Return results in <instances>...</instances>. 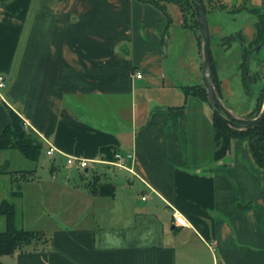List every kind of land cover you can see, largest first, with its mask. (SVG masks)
Segmentation results:
<instances>
[{"label":"crops","instance_id":"crops-1","mask_svg":"<svg viewBox=\"0 0 264 264\" xmlns=\"http://www.w3.org/2000/svg\"><path fill=\"white\" fill-rule=\"evenodd\" d=\"M231 1V12L264 15V0ZM199 47L183 17L173 27L152 2L0 0V134L13 111L46 153L56 149L49 174L41 156L27 168L0 150V203L24 185L27 222L39 224L42 207L60 218L33 230L46 243L0 264H264V169L247 139L217 129L209 103L186 92L200 69L204 83ZM112 153L132 155L127 168L109 164ZM70 156L93 161L88 183H71ZM97 176L113 195L90 192Z\"/></svg>","mask_w":264,"mask_h":264},{"label":"rangeland","instance_id":"rangeland-1","mask_svg":"<svg viewBox=\"0 0 264 264\" xmlns=\"http://www.w3.org/2000/svg\"><path fill=\"white\" fill-rule=\"evenodd\" d=\"M159 1L169 12V19H172V26L179 27V21L183 17V13L179 6L173 1ZM202 2L208 10L207 16L209 24L212 26L211 52L216 78L219 81L218 83L220 92L218 93L222 99V102L238 116L255 118L261 112L264 104V44L260 48L255 47L259 44L256 26L259 18L254 16L255 13H247L245 11L231 12V8L235 6L234 2L231 0H221L216 4H214V2L211 3L210 0H202ZM246 5L247 3H243L235 8L238 10L244 9L246 8ZM188 19V25L190 27H186L185 24L184 26L196 37L199 51L200 33L198 22L195 23V19L197 21L196 13L195 19L192 17L191 13H189ZM214 25H217L219 28ZM171 33H173V30H171ZM189 37L190 41H184V50L185 54L190 55L193 52V48L195 47V41H192L193 39L191 36ZM253 47H255L254 51L249 57V49H252ZM257 48L258 50H256ZM170 52L171 50H169V53ZM247 57H249L251 61L250 67L247 66L246 63ZM167 59V61L171 63L172 53L169 54ZM247 71H249L248 77L246 76ZM200 73L201 69L199 71L198 78L199 84L194 83L193 85H189L186 88H191L194 90L204 86L202 73ZM219 77L227 78L228 81L222 83ZM17 154L20 158L19 160L24 162V166L26 165L27 168L35 165V163L25 159L18 152ZM16 165V167H19L21 164L17 163ZM49 166L50 158L46 151L43 150L41 158L38 162V169L40 171L44 170L46 174H49ZM72 172L73 179L71 180V183L78 182V184H85V182H89L88 178H84V171L79 172L78 170H73ZM17 177L20 178V174H18ZM17 186L18 185L15 184L13 189L16 192L23 190L24 188V185H21V189H19ZM28 188L33 190L30 191L28 189V196L31 195V197H36V188H34L33 185H29ZM7 199L17 206V226L19 228L33 231L36 229L35 227H38L37 225L43 223L45 219H60L58 217L59 211L53 212L47 207H42L43 211L41 213L44 214L43 216H45V218L43 220H39V224L36 223L37 219L35 217H30L32 222H27V215L22 211V201L20 198L8 195ZM1 222L3 223V226H0V231L5 229L4 221ZM60 223H62V221Z\"/></svg>","mask_w":264,"mask_h":264},{"label":"trees","instance_id":"trees-1","mask_svg":"<svg viewBox=\"0 0 264 264\" xmlns=\"http://www.w3.org/2000/svg\"><path fill=\"white\" fill-rule=\"evenodd\" d=\"M157 4L159 7H163L159 0H142ZM175 2L183 13L184 24L188 25V15L191 13L195 19V7L190 0H168ZM203 3V2H202ZM206 11L207 8L204 5ZM259 21L257 23V38L258 45L264 43V15L258 13ZM195 19V23H196ZM248 58V57H247ZM213 73L216 89L219 91V81L216 78L214 62ZM188 94H193L203 101L208 103L207 92L204 86L192 90L191 88L185 89ZM258 116V115H257ZM12 121L7 125L0 134V150L12 149L20 152L23 157L32 162H37L42 154L43 146L40 139L34 132H29L25 128L24 121L13 111L11 112ZM214 126L234 139H247L249 141L250 149L256 164L264 169V121L254 129L246 131H238L231 128L228 124L213 115ZM109 151L108 148H105ZM104 149V150H105ZM110 152V151H109ZM115 154H109L108 160L113 161ZM4 173L3 169H0V175ZM85 174V172H84ZM97 178H94L93 182H90L89 190L94 195H113L114 187L110 183H100ZM16 179V178H15ZM19 179V178H17ZM26 181L29 179L26 178ZM20 192H14L13 196L18 197ZM0 221H4L5 229L0 231V257L5 255H12L18 251H25L32 247L36 250L38 246L42 245L44 236L39 232H34L19 228L17 226V207L10 201H4L0 203Z\"/></svg>","mask_w":264,"mask_h":264},{"label":"water","instance_id":"water-1","mask_svg":"<svg viewBox=\"0 0 264 264\" xmlns=\"http://www.w3.org/2000/svg\"><path fill=\"white\" fill-rule=\"evenodd\" d=\"M195 7L196 18L198 22V28L200 33V43H201V66L204 78V87L207 92L208 103L213 111V113L228 124L231 128L238 131H246L256 128L264 121V104L261 112L255 118L241 117L232 110H230L222 102V99L216 89L214 82L213 73V63H212V37L211 29L207 16L206 9L202 0H191ZM169 38H165L164 44V54L167 55ZM258 50V48L256 49Z\"/></svg>","mask_w":264,"mask_h":264},{"label":"built area","instance_id":"built-area-1","mask_svg":"<svg viewBox=\"0 0 264 264\" xmlns=\"http://www.w3.org/2000/svg\"><path fill=\"white\" fill-rule=\"evenodd\" d=\"M142 76H143L142 73H137L138 78H142ZM5 86H6V78H5V76L0 75V91ZM55 151H56V149L53 146H51L50 149L47 151V155L53 156ZM114 158L115 159L112 162H109V164L114 165V166H118L121 168H127L126 161L128 159L132 158V155L124 157L123 155H121L119 153H115ZM92 162L93 161L86 159V158L70 156L67 159V166L70 169L85 171L88 168H90V164ZM146 199H147V196H144L143 200H146ZM175 220H176V223L179 225H185L186 224V220L181 215L176 214Z\"/></svg>","mask_w":264,"mask_h":264},{"label":"flooded vegetation","instance_id":"flooded-vegetation-1","mask_svg":"<svg viewBox=\"0 0 264 264\" xmlns=\"http://www.w3.org/2000/svg\"><path fill=\"white\" fill-rule=\"evenodd\" d=\"M263 44H264V43H263ZM263 44H261V45H257V46H255V47H259V48H260ZM255 47H253L252 49H249V57H250V54H252V52L254 51V48H255ZM249 57L246 59V63H247V66L250 67L251 61H250ZM212 61H213V58H212ZM248 75H249V71L246 72V76H247V77H248ZM246 118H248V117H246Z\"/></svg>","mask_w":264,"mask_h":264}]
</instances>
